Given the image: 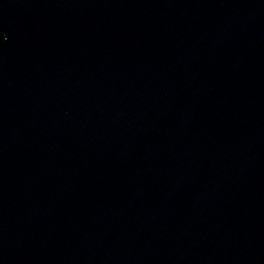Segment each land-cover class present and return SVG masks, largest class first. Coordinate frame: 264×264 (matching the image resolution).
I'll list each match as a JSON object with an SVG mask.
<instances>
[{"label":"water","instance_id":"1","mask_svg":"<svg viewBox=\"0 0 264 264\" xmlns=\"http://www.w3.org/2000/svg\"><path fill=\"white\" fill-rule=\"evenodd\" d=\"M0 264H264V0H0Z\"/></svg>","mask_w":264,"mask_h":264}]
</instances>
